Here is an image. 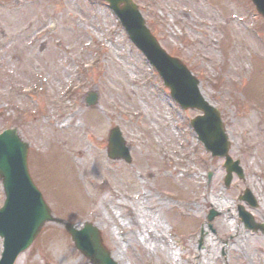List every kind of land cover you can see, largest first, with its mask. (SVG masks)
I'll list each match as a JSON object with an SVG mask.
<instances>
[{"label": "rangeland", "instance_id": "obj_1", "mask_svg": "<svg viewBox=\"0 0 264 264\" xmlns=\"http://www.w3.org/2000/svg\"><path fill=\"white\" fill-rule=\"evenodd\" d=\"M134 1L221 111L243 180L225 187L224 159L190 126L200 113L180 108L102 0H0V133L18 130L54 214L97 223L118 264H264V235L238 217L243 205L264 223V20L250 0ZM115 126L131 165L107 158ZM248 188L257 208L239 199ZM16 264L90 263L50 225Z\"/></svg>", "mask_w": 264, "mask_h": 264}, {"label": "water", "instance_id": "obj_2", "mask_svg": "<svg viewBox=\"0 0 264 264\" xmlns=\"http://www.w3.org/2000/svg\"><path fill=\"white\" fill-rule=\"evenodd\" d=\"M127 29L131 39L146 54L150 63L157 68L165 84L170 87L172 96L183 108H197L204 112L192 122L199 138L214 156H225L228 169L227 185L232 173L243 177L239 162H233L228 155L230 143L225 133L220 112L211 106L201 95L199 82L183 64L171 58L161 49L156 39L139 14L132 0H107ZM264 16V0H253ZM124 4L121 7V4ZM55 28V25L54 27ZM99 94L91 91L86 96L89 107L98 105ZM29 145L17 130H6L0 135V180L3 183L6 201L0 209V236L3 238V253L0 264H15L48 224L62 226L72 237L78 250L94 264H115L111 254L103 245L99 230L91 223L84 227L55 217L42 194L33 183L28 169ZM108 154L112 159H123L130 163L131 158L118 128L110 131ZM252 199L250 192L245 195ZM248 227L264 232V225L254 222L252 217L241 213Z\"/></svg>", "mask_w": 264, "mask_h": 264}, {"label": "bare ground", "instance_id": "obj_3", "mask_svg": "<svg viewBox=\"0 0 264 264\" xmlns=\"http://www.w3.org/2000/svg\"><path fill=\"white\" fill-rule=\"evenodd\" d=\"M212 202L215 203L218 206L222 205L221 199L218 196L217 197H213V201Z\"/></svg>", "mask_w": 264, "mask_h": 264}, {"label": "flooded vegetation", "instance_id": "obj_4", "mask_svg": "<svg viewBox=\"0 0 264 264\" xmlns=\"http://www.w3.org/2000/svg\"><path fill=\"white\" fill-rule=\"evenodd\" d=\"M210 228L212 229V225L210 226Z\"/></svg>", "mask_w": 264, "mask_h": 264}]
</instances>
